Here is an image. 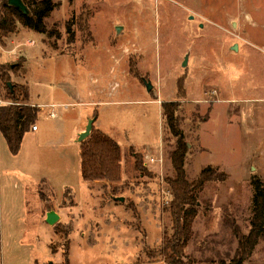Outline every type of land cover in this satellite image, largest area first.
<instances>
[{
    "label": "rangeland",
    "instance_id": "obj_1",
    "mask_svg": "<svg viewBox=\"0 0 264 264\" xmlns=\"http://www.w3.org/2000/svg\"><path fill=\"white\" fill-rule=\"evenodd\" d=\"M53 1V36L17 24L0 43V64L18 65L7 82L26 85L20 103L39 110L35 140L17 156L0 151V264H59L66 243L69 264H165L174 140L160 107L176 100L186 180L215 171L184 260L227 263L235 232L249 231L251 180L264 183V0ZM7 97L0 80L13 104ZM94 112V128L120 147L116 180L80 176L81 142L71 141ZM50 208L61 217L54 225ZM244 264H264V240Z\"/></svg>",
    "mask_w": 264,
    "mask_h": 264
},
{
    "label": "trees",
    "instance_id": "obj_2",
    "mask_svg": "<svg viewBox=\"0 0 264 264\" xmlns=\"http://www.w3.org/2000/svg\"><path fill=\"white\" fill-rule=\"evenodd\" d=\"M67 1L71 3L73 0ZM22 2L29 10L28 16L8 6L7 0H0V5L5 12V15L0 19V43L3 38L17 32V24L46 37L53 36V32L47 29L45 20L51 15L57 4L53 0H22ZM67 32H70L69 25H67ZM19 61L25 62V59L21 58ZM5 64H0V80L4 82L7 98L13 104L0 107V134L5 140L9 153L14 156L18 154L22 139L33 126L39 110L37 106L20 103V100H29L26 85L12 84L11 88L7 86V81H9L7 72L16 71L18 65ZM180 96L182 97L179 88H177V97ZM178 107V100L162 102L160 107L167 131L174 140V148L169 155L173 177L166 180L171 194V201L168 205L171 233L164 235L161 245L165 264H190L189 260H184V250L192 237V223L198 212L199 193L205 182L211 180L210 173L215 172L207 167L200 172L196 180L192 182L186 180L184 161L188 153V144L182 130L178 127L175 115ZM95 113L92 117L95 116ZM79 148L80 176L84 181L104 179L112 181L119 178L120 147L116 141L93 126L89 136L79 144ZM133 156L135 170L142 175L151 177L152 175L142 165L141 156L135 153ZM251 184L253 196L249 231L246 235L235 232L236 253L232 259L223 264H244L258 242L264 240V183L253 177ZM65 246L63 262L59 264H69L68 243Z\"/></svg>",
    "mask_w": 264,
    "mask_h": 264
},
{
    "label": "water",
    "instance_id": "obj_3",
    "mask_svg": "<svg viewBox=\"0 0 264 264\" xmlns=\"http://www.w3.org/2000/svg\"><path fill=\"white\" fill-rule=\"evenodd\" d=\"M7 5L19 10L25 16H28L30 14L28 8L23 4L22 0H7ZM185 64L186 62L183 63V66ZM7 86L11 88V84L9 82H7ZM145 88L147 92H149L151 90V85L149 83H146ZM95 120H96V116L88 119L84 131H82L78 136L77 139L78 143L82 142L85 138L89 136ZM119 201H122V198H119ZM57 220H58V216L55 212L50 211L46 214V222L49 225H54L57 222Z\"/></svg>",
    "mask_w": 264,
    "mask_h": 264
},
{
    "label": "crops",
    "instance_id": "obj_4",
    "mask_svg": "<svg viewBox=\"0 0 264 264\" xmlns=\"http://www.w3.org/2000/svg\"><path fill=\"white\" fill-rule=\"evenodd\" d=\"M5 49V48H4ZM6 52H8V51H6ZM6 58V57H5ZM4 62H7V60H5ZM30 106H34L33 104H30ZM54 117H55V115H54ZM96 121V120H95ZM95 123V122H94ZM94 123H93V126H94ZM36 127V126H35ZM84 129H82L81 131H83ZM35 131H37V128H35V130L33 131V132H35ZM29 136H33V133L32 132H27L25 135H24V137H23V139H22V142H21V146H20V150H19V152H18V154L19 153H21L22 152V150H23V148H24V146H25V144H27V143H31L33 140H35L33 137V139L31 138V137H29ZM72 143L74 142V143H78L77 142V140H72L71 141ZM34 143V142H33ZM5 140H4V138H3V136L0 134V151H4V149H5ZM79 144V143H78ZM7 147V146H6ZM8 149V148H7ZM80 149V148H79ZM9 152V151H8ZM18 154H16L15 156H17ZM45 179L42 177L40 180H39V182H42V181H44ZM48 183H49V181H48ZM63 188H68V186L66 185V186H64ZM72 189V188H71ZM72 191H73V189H72ZM54 208H50V210H48V209H46V214L48 213V212H50V211H53V212H55L56 214H57V216H58V218H59V220H61V217H60V214L58 213V212H56L55 210H53Z\"/></svg>",
    "mask_w": 264,
    "mask_h": 264
},
{
    "label": "built area",
    "instance_id": "obj_5",
    "mask_svg": "<svg viewBox=\"0 0 264 264\" xmlns=\"http://www.w3.org/2000/svg\"><path fill=\"white\" fill-rule=\"evenodd\" d=\"M11 104H12L11 102H9V101H5V100H2V99L0 98V107H1V106H8V105H11ZM50 116H53V114L51 113ZM35 128H36V127L33 125V126L31 127V130L34 131Z\"/></svg>",
    "mask_w": 264,
    "mask_h": 264
}]
</instances>
